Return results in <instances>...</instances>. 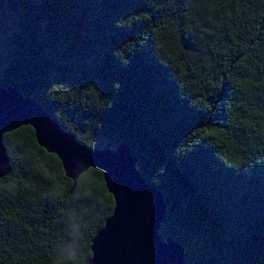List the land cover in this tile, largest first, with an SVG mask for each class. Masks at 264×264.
I'll list each match as a JSON object with an SVG mask.
<instances>
[{
	"label": "trees",
	"instance_id": "16d2710c",
	"mask_svg": "<svg viewBox=\"0 0 264 264\" xmlns=\"http://www.w3.org/2000/svg\"><path fill=\"white\" fill-rule=\"evenodd\" d=\"M0 87L80 145L124 143L184 264H264V0H0ZM1 142L0 264H83L102 171L72 185L28 125Z\"/></svg>",
	"mask_w": 264,
	"mask_h": 264
},
{
	"label": "water",
	"instance_id": "95a60500",
	"mask_svg": "<svg viewBox=\"0 0 264 264\" xmlns=\"http://www.w3.org/2000/svg\"><path fill=\"white\" fill-rule=\"evenodd\" d=\"M21 125L32 127L36 143L57 156L72 185L89 167L102 171L113 207L91 238L90 257L83 264H184L182 247L158 233L165 216L163 200L144 182L126 145L110 148L108 143L103 149L80 145L33 100L9 87H0V177L9 171L2 134Z\"/></svg>",
	"mask_w": 264,
	"mask_h": 264
}]
</instances>
